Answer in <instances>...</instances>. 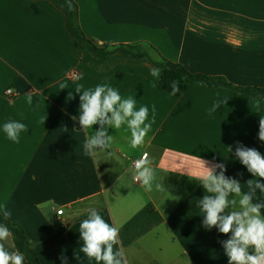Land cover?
Wrapping results in <instances>:
<instances>
[{
	"label": "crops",
	"instance_id": "obj_1",
	"mask_svg": "<svg viewBox=\"0 0 264 264\" xmlns=\"http://www.w3.org/2000/svg\"><path fill=\"white\" fill-rule=\"evenodd\" d=\"M73 1L79 27L100 47L140 45L152 59L159 55L191 73L264 86V0ZM153 68L149 59L119 54L97 61L77 47L64 14L47 0H0V204L12 214L7 220L24 229L40 264H62V256L68 264H97L80 251L78 218L90 208L119 227L114 250L127 264H228L221 242L229 237L204 228L197 207L204 191L191 177L201 160L222 163L248 191L244 183L253 177L235 149L239 142L264 155L258 139L264 99L203 85L176 97L159 89L161 71L157 79ZM104 82L123 98L133 96L137 109L147 106L149 121L155 105V123L137 149L122 126L108 130L111 149L86 156L83 145L99 125L81 128L74 89ZM9 120L28 128L19 143L3 131ZM144 152L166 191L145 192L132 180V161ZM254 202H264L259 190ZM61 227L63 238L48 252L46 238Z\"/></svg>",
	"mask_w": 264,
	"mask_h": 264
},
{
	"label": "clouds",
	"instance_id": "obj_2",
	"mask_svg": "<svg viewBox=\"0 0 264 264\" xmlns=\"http://www.w3.org/2000/svg\"><path fill=\"white\" fill-rule=\"evenodd\" d=\"M71 10V0H67ZM160 69L153 68L151 75L157 79ZM180 81L171 82L170 95L180 92ZM155 86V84H153ZM60 89L67 88L65 83L59 85ZM74 91L79 94V124L83 130L99 125L84 143V155L92 156L99 152L111 149L113 137L108 134L109 129L119 130L126 126L125 131L130 132L129 147L137 149L145 142L147 134L155 123V105L152 106V118L149 121V108L136 107V99L129 95L123 98L119 91L109 83L97 84L94 88H85L77 84ZM71 97V93H69ZM228 99L217 100L209 110L215 112L221 105H226ZM29 106L33 104V97L26 95ZM22 115V114H21ZM45 117H41L44 124ZM75 120L76 117H73ZM6 137L12 142L19 143L20 134L27 132V126L17 120H9L3 125ZM258 139L264 142V117L259 121ZM231 151V146H228ZM235 157L247 168L253 179L244 183L248 191H242V183L235 178L225 175L224 164H213L201 160L200 170L191 178L197 180L203 188L204 194L199 198L197 207L203 217L202 224L205 229L216 228L219 233L229 238L222 241L228 264H264V202H254L257 190L264 195V155L257 149L249 148L237 142ZM149 153L144 152L140 158L132 161L131 177L138 182L145 192L154 189L164 192L167 189L163 180L158 179L156 169L152 167ZM219 169V172H217ZM259 179H255V178ZM51 203V202H49ZM5 220L11 217L6 205L0 204ZM119 227L109 224L95 208L88 210L87 218L79 225L80 240L83 245L80 251L97 264H127L123 253L115 245H119ZM13 233L9 227L0 223V264H24L25 256L12 243ZM62 264H68L67 257H61Z\"/></svg>",
	"mask_w": 264,
	"mask_h": 264
},
{
	"label": "trees",
	"instance_id": "obj_3",
	"mask_svg": "<svg viewBox=\"0 0 264 264\" xmlns=\"http://www.w3.org/2000/svg\"><path fill=\"white\" fill-rule=\"evenodd\" d=\"M59 9L65 16L66 26L69 34L73 38L77 47L84 52L91 54L97 61L104 62L110 56L119 54L123 57L129 58H145L149 59L154 66L161 70V78L159 81V89L167 93H171V82L173 80L180 81V92L175 96H181L189 86L191 85H203L208 88H226L232 92L249 96L257 99H264V86L263 87H237L227 82L223 77H214L198 73H191L187 71L182 65L173 63L169 60L157 55L156 59H152L149 54L144 51L140 45H119L116 47H100L89 40L78 23V8L73 0V5L70 10L67 0H47ZM87 215H83L78 220L87 218ZM0 223L6 224L13 233V243L15 249H18L24 254L27 264H40L37 253L33 245L29 242L24 229L15 223L5 220L0 214ZM65 228L61 227L50 234L45 240V248L48 252L55 249L56 243L63 238Z\"/></svg>",
	"mask_w": 264,
	"mask_h": 264
},
{
	"label": "built area",
	"instance_id": "obj_4",
	"mask_svg": "<svg viewBox=\"0 0 264 264\" xmlns=\"http://www.w3.org/2000/svg\"><path fill=\"white\" fill-rule=\"evenodd\" d=\"M6 94H7L8 96L12 95V91H11L10 89H7V90H6ZM62 213H63L62 209L56 211V214H57V215H61Z\"/></svg>",
	"mask_w": 264,
	"mask_h": 264
},
{
	"label": "water",
	"instance_id": "obj_5",
	"mask_svg": "<svg viewBox=\"0 0 264 264\" xmlns=\"http://www.w3.org/2000/svg\"><path fill=\"white\" fill-rule=\"evenodd\" d=\"M65 227H68V225H66Z\"/></svg>",
	"mask_w": 264,
	"mask_h": 264
}]
</instances>
